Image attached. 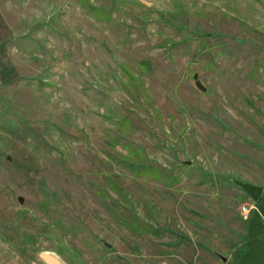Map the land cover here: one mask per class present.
I'll return each instance as SVG.
<instances>
[{"label": "rangeland", "instance_id": "obj_1", "mask_svg": "<svg viewBox=\"0 0 264 264\" xmlns=\"http://www.w3.org/2000/svg\"><path fill=\"white\" fill-rule=\"evenodd\" d=\"M42 252L264 264V0H0V264Z\"/></svg>", "mask_w": 264, "mask_h": 264}, {"label": "water", "instance_id": "obj_2", "mask_svg": "<svg viewBox=\"0 0 264 264\" xmlns=\"http://www.w3.org/2000/svg\"><path fill=\"white\" fill-rule=\"evenodd\" d=\"M233 182L239 185L248 195H250L253 198L254 201L259 200V197L263 190L262 186L240 180H233ZM40 257L46 264H60L58 260L55 259V257H53L49 253L42 252L40 253Z\"/></svg>", "mask_w": 264, "mask_h": 264}, {"label": "built area", "instance_id": "obj_3", "mask_svg": "<svg viewBox=\"0 0 264 264\" xmlns=\"http://www.w3.org/2000/svg\"><path fill=\"white\" fill-rule=\"evenodd\" d=\"M241 208H242V212L245 214L246 212H249V210L253 208V206L249 207L248 205L245 206L243 205Z\"/></svg>", "mask_w": 264, "mask_h": 264}, {"label": "crops", "instance_id": "obj_4", "mask_svg": "<svg viewBox=\"0 0 264 264\" xmlns=\"http://www.w3.org/2000/svg\"><path fill=\"white\" fill-rule=\"evenodd\" d=\"M261 186H262V185H261ZM256 208H257V211H258L259 209H258L257 205H256ZM253 213H255V212L253 211V212H252V215H253ZM252 215H251V216H252ZM251 216H250V217H251Z\"/></svg>", "mask_w": 264, "mask_h": 264}]
</instances>
